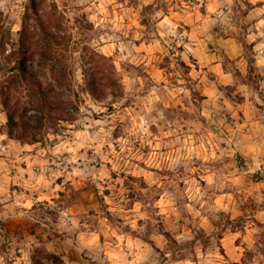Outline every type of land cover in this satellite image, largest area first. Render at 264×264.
Segmentation results:
<instances>
[{
    "label": "clouds",
    "instance_id": "obj_1",
    "mask_svg": "<svg viewBox=\"0 0 264 264\" xmlns=\"http://www.w3.org/2000/svg\"><path fill=\"white\" fill-rule=\"evenodd\" d=\"M0 264H264V0H0Z\"/></svg>",
    "mask_w": 264,
    "mask_h": 264
}]
</instances>
